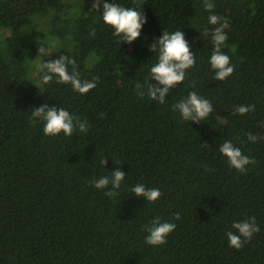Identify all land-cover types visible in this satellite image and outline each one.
Instances as JSON below:
<instances>
[{
  "label": "trees",
  "instance_id": "16d2710c",
  "mask_svg": "<svg viewBox=\"0 0 264 264\" xmlns=\"http://www.w3.org/2000/svg\"><path fill=\"white\" fill-rule=\"evenodd\" d=\"M93 2L0 0V264H264V0H213L234 69L223 81L208 62L218 25L203 0H117L147 17L131 44ZM180 29L196 62L159 103L147 95L158 58L149 45ZM50 45V60L67 57L68 71L96 86L81 94L55 74L41 83L34 68ZM192 91L213 106L198 122L174 107ZM43 104L87 131L45 135L31 118ZM239 105L254 107L241 115ZM226 140L251 158L244 171L219 152ZM117 168L126 175L115 195L94 187ZM136 184L158 188L159 199L131 193ZM157 217L176 227L152 246ZM253 217L259 231L230 246L233 222Z\"/></svg>",
  "mask_w": 264,
  "mask_h": 264
},
{
  "label": "clouds",
  "instance_id": "9594fccd",
  "mask_svg": "<svg viewBox=\"0 0 264 264\" xmlns=\"http://www.w3.org/2000/svg\"><path fill=\"white\" fill-rule=\"evenodd\" d=\"M204 8L208 12V24L218 25L211 29V41L213 44V52L208 58L211 68L215 70V79L218 81L225 80L232 72L233 65L228 55L221 51L222 46L227 40L228 27L227 22H221L222 18L213 10L215 4L213 0H203ZM102 6V21L112 26L114 34L121 38V42L131 44L141 36L142 29L147 23V17L141 9L133 7H124L117 0H94L92 8L96 12H100ZM50 46L39 47L40 57L49 56ZM153 53H158L157 62L150 66L151 81L147 82V95L150 99L159 103H164L166 97L172 87L183 82L186 70L192 67L196 62V54L190 48L191 44L186 39L185 33L180 29L176 31H163L153 43L149 45ZM67 57L60 56L55 60L45 61L38 64L37 71L41 73V83L47 84L52 80L55 74L61 82H70L73 89L78 93H87L96 85L94 82L81 80L74 71L69 72ZM137 89H142L145 85L137 84ZM179 114L185 121H200L206 119L213 110L211 102L199 96L195 91L188 94L185 99L180 100L174 105ZM252 105H239L235 111L239 114H245L253 109ZM33 121H41L43 123V132L45 135L55 136L63 133L65 136H71L74 128L78 127L80 131H87V123L80 121L72 113L65 108H58L55 105L49 106L43 104L35 107L31 114ZM248 139L255 141L257 137L249 134ZM219 152L227 157L228 164L239 170L244 171L245 166L250 164L251 158L244 155L242 150L235 146L230 140L224 141L219 146ZM105 165L106 161H101ZM125 173L121 170H111V176H101L94 181V187L106 188L111 185L108 195L112 196L116 193L113 191L119 189L121 182L125 178ZM131 193L136 196H142L146 201H156L161 193L158 188H146L143 184L132 186ZM176 225L168 221H162L159 217L155 218L152 225L147 229L145 242L152 246H159L166 242L167 235L175 229ZM232 228L236 231L226 233L229 245L235 248L242 246L243 239H250L253 234L259 231V226L255 223V218L245 219L243 221H234Z\"/></svg>",
  "mask_w": 264,
  "mask_h": 264
},
{
  "label": "rangeland",
  "instance_id": "374dc122",
  "mask_svg": "<svg viewBox=\"0 0 264 264\" xmlns=\"http://www.w3.org/2000/svg\"><path fill=\"white\" fill-rule=\"evenodd\" d=\"M53 47H52V45H51V47H49V56H47V55H44V56H42V57H40L39 59H38V64H43L44 63V60L45 61H48V60H50L51 58H52V56H53ZM40 75V72L39 71H37V67H35L34 68V76H39Z\"/></svg>",
  "mask_w": 264,
  "mask_h": 264
}]
</instances>
